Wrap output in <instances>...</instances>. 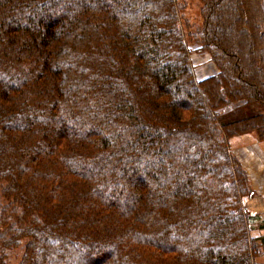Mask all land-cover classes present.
I'll return each mask as SVG.
<instances>
[{"label":"trees","instance_id":"16d2710c","mask_svg":"<svg viewBox=\"0 0 264 264\" xmlns=\"http://www.w3.org/2000/svg\"><path fill=\"white\" fill-rule=\"evenodd\" d=\"M193 2L0 0V264L264 255L228 144L264 141V0Z\"/></svg>","mask_w":264,"mask_h":264},{"label":"rangeland","instance_id":"374dc122","mask_svg":"<svg viewBox=\"0 0 264 264\" xmlns=\"http://www.w3.org/2000/svg\"><path fill=\"white\" fill-rule=\"evenodd\" d=\"M186 1L188 4L185 8V14L186 17L191 19L192 16L196 14L197 7L193 0ZM191 58L196 66V71L200 76L207 75L215 70L214 65L209 60L207 54L193 50L191 52ZM228 144L231 153L238 159L247 172L250 185L254 191V196L258 197L257 200H252L251 202H249V200L247 201V203L249 202L247 205L248 212L251 215L257 216L256 220L249 225L254 232L264 234V228H259V225L264 222V213H257L251 210L261 209L264 205V199L259 197L264 196V141H258L253 134H242L231 137ZM10 255L11 263H14L17 255L15 252H11ZM256 261L257 264H264V255L260 256Z\"/></svg>","mask_w":264,"mask_h":264},{"label":"crops","instance_id":"0c3cea01","mask_svg":"<svg viewBox=\"0 0 264 264\" xmlns=\"http://www.w3.org/2000/svg\"><path fill=\"white\" fill-rule=\"evenodd\" d=\"M259 197H261L262 199H264V196H259ZM257 196H251V197H249V198H247V200L245 201V206H246V208H248V204H249V202H251L252 200H257ZM249 200V202L247 203V201ZM250 209V208H249ZM253 212H260V213H264V205H263V207L261 208V209H256V210H254V209H251ZM262 219H263V217H262Z\"/></svg>","mask_w":264,"mask_h":264}]
</instances>
